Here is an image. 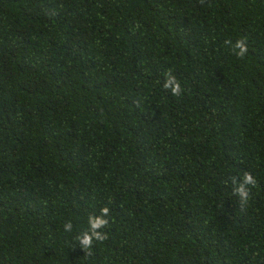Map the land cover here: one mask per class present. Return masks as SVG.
<instances>
[{
  "label": "trees",
  "instance_id": "trees-1",
  "mask_svg": "<svg viewBox=\"0 0 264 264\" xmlns=\"http://www.w3.org/2000/svg\"><path fill=\"white\" fill-rule=\"evenodd\" d=\"M0 264H264V0H0Z\"/></svg>",
  "mask_w": 264,
  "mask_h": 264
},
{
  "label": "clouds",
  "instance_id": "clouds-1",
  "mask_svg": "<svg viewBox=\"0 0 264 264\" xmlns=\"http://www.w3.org/2000/svg\"><path fill=\"white\" fill-rule=\"evenodd\" d=\"M225 44L232 45L234 54L238 57L242 58L247 52V45L244 40H237L235 41L234 45L232 44V41L226 40ZM163 87L165 89H170L172 95L174 96H179L181 94V85L171 74L167 76ZM233 184L236 185V187L233 189V192L239 197L241 201V207L243 208V205L247 203L250 197V193L246 186H255L256 180L250 173L245 172L242 181L237 182V180L233 178ZM101 213L102 216L89 217V231L82 233V235L78 237L81 247L85 250L91 249L93 240L103 241L104 239H106V236L98 232L97 229H100L107 225L108 221L106 219H103L102 217L108 215L109 209L107 207H104L101 209ZM64 229L65 231H71V223L67 222L64 225ZM88 254H90V251L88 252Z\"/></svg>",
  "mask_w": 264,
  "mask_h": 264
}]
</instances>
